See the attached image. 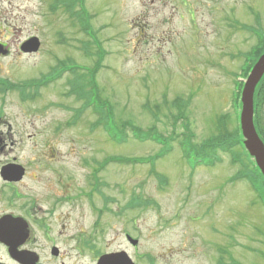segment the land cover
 <instances>
[{
	"label": "rangeland",
	"instance_id": "rangeland-1",
	"mask_svg": "<svg viewBox=\"0 0 264 264\" xmlns=\"http://www.w3.org/2000/svg\"><path fill=\"white\" fill-rule=\"evenodd\" d=\"M84 5L92 39L57 0H0V39L9 47L0 55V130L11 128L0 164L14 156L25 169L12 201L11 189L0 180V215L21 216L28 224L43 221L51 240L40 237L27 247L48 264H94L96 254L120 249L135 264H264V206L245 181L230 182L238 166L228 155L213 167L191 170L174 143L153 165L103 163L111 156L151 155L160 147L132 139L127 127L124 143L111 141L94 126L97 116L85 103L88 87L82 83L93 74L100 42L104 54L94 80L117 125L153 126L168 135L171 118L181 112L193 142L201 145L216 134L221 114L233 131L239 53L255 43L244 27L255 25L258 15L264 28V0H84ZM31 36L40 47L25 54L18 46ZM57 59L83 70L34 87ZM72 66L67 61L65 67ZM22 82L32 85L22 90L26 98L11 88ZM175 98L179 109L172 105ZM179 130L177 121L173 131ZM92 169L98 170L95 186ZM131 199L145 203L129 208ZM126 231L138 240L136 247L125 239ZM52 245L57 258L49 253Z\"/></svg>",
	"mask_w": 264,
	"mask_h": 264
},
{
	"label": "trees",
	"instance_id": "trees-1",
	"mask_svg": "<svg viewBox=\"0 0 264 264\" xmlns=\"http://www.w3.org/2000/svg\"><path fill=\"white\" fill-rule=\"evenodd\" d=\"M67 3V8L70 10L73 7L75 0H62V2ZM72 5V6H70ZM252 34L255 37V44L245 53H242V56H245V62L242 65L240 72L238 75H242V77H246L248 71L251 66L258 58V56L264 51V29L259 27V23H257V27L252 30ZM102 58H99L95 69L93 71L92 76H90V80L87 83L90 86V94L87 96V102H92V108L98 115L97 123L102 125L110 137L115 141H122L127 137L125 127L129 129L132 134V137L137 139L140 142L144 141H152L163 146L164 151H169L171 149L172 142L176 141L182 150L183 157L190 164H204L207 166H214L216 162L221 160V154H228L231 158V163H238L240 168L238 172L235 174L233 179H244L248 184L251 185L253 190L255 191L258 199L261 200L264 205V178L260 174L259 170L254 164V161L249 157L248 153L245 151L242 145V137L240 134L239 126H238V107H239V93L242 87V81L235 80V88L232 94V110H233V120L235 127L233 131H230L226 128V120L228 116L219 115L216 119V134L212 137H209L207 141H204L201 145H197L193 142V133L190 130L189 124L186 120L181 117V112H179L176 116H173L172 123L173 128L172 131L168 135H164L155 130L152 126L147 130L139 129L135 125L122 123L121 125H117L113 122V112L111 106L108 102L102 101L99 98V92L97 85L94 80V73L99 68ZM80 92V89L78 90ZM82 94V93H80ZM172 105L174 107H181L180 99L175 98L172 101ZM146 108L149 107L147 104ZM157 111H159L160 107L158 104L152 105ZM264 107V75L255 88L254 92V124L255 127L264 142V121L261 118L262 109ZM179 121L181 130L173 131L175 128L176 122ZM166 152V153H167ZM166 153H162V156ZM159 155H153L147 158H143V161L149 162L151 164L157 159ZM113 159V158H111ZM129 161H137L133 160H125ZM154 171V170H153ZM155 175H158L155 173ZM162 178V177H161ZM145 202L141 199L140 205ZM126 206L129 208L138 207V201L135 199H131L128 201ZM260 254L264 258V251H260ZM221 264V263H220Z\"/></svg>",
	"mask_w": 264,
	"mask_h": 264
},
{
	"label": "water",
	"instance_id": "water-1",
	"mask_svg": "<svg viewBox=\"0 0 264 264\" xmlns=\"http://www.w3.org/2000/svg\"><path fill=\"white\" fill-rule=\"evenodd\" d=\"M39 48V40L33 36L27 39L21 46L23 51L35 52ZM264 75V52L258 57L250 69L240 93L239 127L242 135V143L254 160L256 166L264 177V144L258 135L253 123V101L254 91ZM5 178L17 180L23 174V169L18 165H8L2 168ZM27 234L26 223L19 217L10 215L0 219V239L8 244L9 250L16 253V257L25 260L24 252H17V247L25 240ZM135 244L136 240L130 239ZM54 254L57 253L55 247L52 248ZM32 258V257H30ZM34 264V259L30 263ZM96 264H134L129 256L124 252L103 254L99 257Z\"/></svg>",
	"mask_w": 264,
	"mask_h": 264
},
{
	"label": "flooded vegetation",
	"instance_id": "flooded-vegetation-1",
	"mask_svg": "<svg viewBox=\"0 0 264 264\" xmlns=\"http://www.w3.org/2000/svg\"><path fill=\"white\" fill-rule=\"evenodd\" d=\"M11 32H13V31H11ZM21 44H22V42L18 46L19 50H20ZM0 51H1L0 55H2V56L8 54L9 47H8L7 39L6 40H1L0 39ZM7 130H9V131L11 130L10 126L5 131L0 130V152L4 151V148H5V144H3V143H5L4 141H6V139H7L6 133H5V132H7ZM9 135H11V134L9 133ZM8 137H10V136H8ZM12 144H13V142H12ZM8 161L9 160H7L6 162L0 164V168L3 165H5V164L15 162V157L13 156L11 158V160L9 162ZM24 177H25V172H24V175L22 176L21 179H19L17 181H7V180L3 179L1 177V174H0V180L2 181V183H4V185L7 186L8 189H11V192H10V195L8 197V200L13 198V193H14V188H15L14 185L16 183H19L20 181H22V179ZM15 197H17V195H15ZM28 214L30 216V210H28ZM42 222L43 221H39V222H36V223L28 224V234H27V238H26L27 240H26V242L23 245L20 246V251H22V250H30L27 247V244L29 242H31V241L38 240L40 237L43 238V239H46V240H51V238H50L51 235H52L51 231H49V229L46 228V226ZM38 227H41V228L43 227V228L42 229H38ZM37 231H41L43 233L39 235V234H37ZM52 257H54V256H52ZM57 257L58 256H55L54 258H57ZM37 262L43 263V264H48L47 262L42 261V259L40 257V253H38ZM0 264H22L20 260L16 259L14 256H12V254L8 250V247L1 241H0Z\"/></svg>",
	"mask_w": 264,
	"mask_h": 264
}]
</instances>
